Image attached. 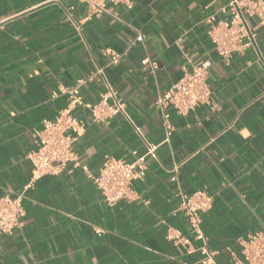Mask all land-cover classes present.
I'll return each mask as SVG.
<instances>
[{"label": "crops", "instance_id": "1", "mask_svg": "<svg viewBox=\"0 0 264 264\" xmlns=\"http://www.w3.org/2000/svg\"><path fill=\"white\" fill-rule=\"evenodd\" d=\"M227 2L131 0L87 18L78 0H0V194L21 192L27 182L26 153L36 146L41 120L65 104L63 94L51 92L90 77L81 93L95 102L103 89L99 68L156 145L131 198L110 207L90 176L106 157L129 162L131 150L142 154L144 146L123 117L93 122L78 111V165L40 177L25 192L22 224L0 235V264H200L197 251L167 238L169 230L189 234L183 215L171 210L178 190L196 189L212 195L201 227L217 264L241 257L247 235L264 228V31L225 63L206 19L227 17ZM105 49L121 54L116 64L107 65ZM202 60L210 62V103L185 116L168 108L174 130L166 141L155 102Z\"/></svg>", "mask_w": 264, "mask_h": 264}, {"label": "built area", "instance_id": "2", "mask_svg": "<svg viewBox=\"0 0 264 264\" xmlns=\"http://www.w3.org/2000/svg\"><path fill=\"white\" fill-rule=\"evenodd\" d=\"M78 1L86 4L87 18L102 15L107 11L108 4H123L127 7L131 4V0ZM223 12H228L229 15L221 19H216L213 15L207 17L206 33L218 56L228 63L233 55L242 53L254 44L258 28L264 31V0H228ZM135 41H142V35L138 33ZM104 53L107 56V65L116 64L121 57L120 53L111 49H105ZM209 67L208 60L192 64L189 70H185L181 77L157 98L155 105L161 111V125L166 141L174 130L168 108H172L177 115L185 116L198 105L210 103V89L207 84ZM96 74L102 78L103 89L95 102L85 101L81 93L90 77L78 78L68 86L59 85L57 90L51 92L52 98L63 94L65 104L53 119L41 120V128L36 133V146L26 153L31 169L22 191L13 195L0 194V235L11 234L20 227L24 216V194L34 187L40 177L59 175L68 165H78L74 143L83 128V123L77 116L78 111L89 112L93 122H106L116 116L123 117L130 123L144 146L142 154L131 150L133 159L129 162L118 157H106L98 173L90 176L103 201L112 207L122 199H130L132 183L144 178L146 159L156 157V145L149 142L142 130L135 125L126 111L125 103L108 81L104 69H97ZM82 168L87 171L85 166ZM171 172L170 180L177 181V167L174 166ZM177 194L179 203L171 210V214L183 215L189 234L186 236L169 230L167 238L183 246L186 252L197 251L200 264H217L215 253L208 247L201 227V215L211 207L212 195L206 189H196L190 193L178 190ZM97 232L101 230L97 229ZM192 241L199 242L197 248L192 246ZM231 262L264 264V228L247 235V239L242 242L241 257L233 254Z\"/></svg>", "mask_w": 264, "mask_h": 264}]
</instances>
